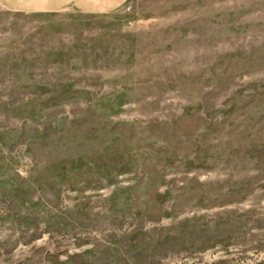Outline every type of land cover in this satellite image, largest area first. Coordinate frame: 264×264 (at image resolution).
I'll list each match as a JSON object with an SVG mask.
<instances>
[{"label": "rangeland", "instance_id": "1", "mask_svg": "<svg viewBox=\"0 0 264 264\" xmlns=\"http://www.w3.org/2000/svg\"><path fill=\"white\" fill-rule=\"evenodd\" d=\"M264 264V0H0V264Z\"/></svg>", "mask_w": 264, "mask_h": 264}, {"label": "crops", "instance_id": "2", "mask_svg": "<svg viewBox=\"0 0 264 264\" xmlns=\"http://www.w3.org/2000/svg\"><path fill=\"white\" fill-rule=\"evenodd\" d=\"M128 0H6V4L27 12L72 9L77 12H108L120 9Z\"/></svg>", "mask_w": 264, "mask_h": 264}, {"label": "built area", "instance_id": "3", "mask_svg": "<svg viewBox=\"0 0 264 264\" xmlns=\"http://www.w3.org/2000/svg\"><path fill=\"white\" fill-rule=\"evenodd\" d=\"M209 264H213V263H209Z\"/></svg>", "mask_w": 264, "mask_h": 264}]
</instances>
